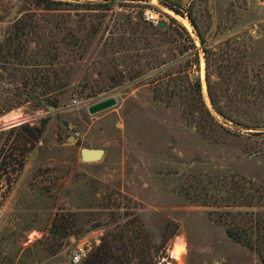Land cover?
Masks as SVG:
<instances>
[{"label": "rangeland", "instance_id": "1", "mask_svg": "<svg viewBox=\"0 0 264 264\" xmlns=\"http://www.w3.org/2000/svg\"><path fill=\"white\" fill-rule=\"evenodd\" d=\"M18 1L0 0V39ZM111 3L118 71L121 52L131 49L129 15L131 23L152 17L154 26L174 19L189 33L191 40L167 28L170 44L158 33L149 41L153 60L173 62L175 95L154 100L147 75V81L111 82L115 64L100 54L101 33L79 57L88 34L83 27L76 50L59 45L57 68L70 84L52 93L56 108L36 106L23 86L16 91L4 76L0 111L20 106L0 116V264H68L80 247L78 264H89L96 253L100 264H129L124 253L135 258L131 264H261L256 252L226 236L214 205L203 203L223 206L230 191L254 195L244 221H253L256 245H263L264 0ZM71 13V27L89 20L85 9ZM141 29L135 36L144 35ZM197 80L200 103L190 99ZM209 94L229 119L213 110ZM111 97L113 108L88 114L89 106ZM203 106L212 119L192 118ZM81 148L104 154L84 163ZM56 219L65 228L52 233ZM258 222L262 230L254 227Z\"/></svg>", "mask_w": 264, "mask_h": 264}, {"label": "trees", "instance_id": "2", "mask_svg": "<svg viewBox=\"0 0 264 264\" xmlns=\"http://www.w3.org/2000/svg\"><path fill=\"white\" fill-rule=\"evenodd\" d=\"M18 2L20 3V9H18L17 13L14 14V18L4 29L0 39V81L6 76L7 82L13 84L16 91H20L19 87L23 86L28 91L27 100H30L36 106L56 108L58 99L52 98V93L56 95L59 90L63 92L70 84L67 79L65 80L60 75L57 68L59 66V45H63L66 50L73 51L86 38L85 45H82L84 46L83 51L79 53V57H83L91 42L99 33H101L98 41L102 47V50H100L101 56L107 60L111 67L112 64L116 65L113 66L116 73L113 77H110L111 82L113 81L114 84L119 85L127 81L134 83L147 81L152 78L153 82L150 80L148 84L151 85L154 100L163 102L174 97L177 85L174 76L171 74L173 62H157L156 58L153 60L150 57L153 54L150 37L158 33L170 44V41H173L174 38H167L169 32L166 29L168 28L172 31L180 29L185 38L191 40L189 33L176 20L171 19L169 25H162L164 26L162 27L161 25L154 26L153 23L145 21L143 18L131 23L130 18L132 17L129 15L127 19L130 27L128 34H131V49H129L128 53V50H125L126 56L121 52V58L124 60V64H122L124 69L122 68L118 71L121 65L119 66V60L115 56H119L120 53L116 51L117 53L113 52L112 54L111 11L113 3L100 0L94 2H80L78 0H19ZM71 8L85 9L90 14L88 16L89 20L86 23H84L85 20L76 21V27H71L69 22H72L71 19L74 17L71 13ZM173 10L177 15L182 16L179 11ZM74 14L77 16L76 11ZM116 16L123 17V14L116 13ZM188 19L195 26L191 16ZM80 27H83L82 29L88 33L84 38L76 34ZM140 27L144 35L137 37L135 35H137L136 32ZM163 30L164 32H162ZM123 32L127 33L126 31ZM121 40L123 39L119 41ZM147 40L148 45L146 44L147 47H144V42ZM201 42L203 43L202 39ZM116 45L118 46V42ZM118 49L123 50L121 48ZM140 55L146 58L150 57V59H143ZM146 75L149 76V79L146 78ZM209 96L213 110L223 118L229 119L227 114L215 105L211 94ZM190 99L197 100L199 103L202 102L198 80L195 81L194 89L190 93ZM17 106H20V104L16 103L4 108L0 111V116L8 109ZM11 114L21 115L22 112L15 111ZM200 114L212 119L210 112L204 106L201 111H193L191 117L196 118ZM224 196H226V202L223 206H217L218 200H215L214 203H209L206 200L203 204L209 207L214 205L217 221L225 226L226 236L233 242L256 252L261 264H264V236L261 237L263 245H256L254 232L252 231L253 221L251 220V223H248V220L244 221L246 216L253 212L254 195H243L241 192L239 194L237 191L234 193L230 191L226 192ZM194 198H196L195 195ZM59 223L60 225H58ZM241 224L245 225L241 226ZM254 227L263 229L259 222ZM59 228L63 229L65 227L61 220L56 219L50 232L55 233ZM124 255L129 264L135 260V258L127 257V253H124ZM101 261L96 253L94 258H90L89 264H100Z\"/></svg>", "mask_w": 264, "mask_h": 264}, {"label": "water", "instance_id": "3", "mask_svg": "<svg viewBox=\"0 0 264 264\" xmlns=\"http://www.w3.org/2000/svg\"><path fill=\"white\" fill-rule=\"evenodd\" d=\"M104 2H115L117 0H103ZM162 26V25H161ZM116 99L111 97L100 102H97L87 108L89 115H95L106 110L113 108L116 105ZM72 139L70 138L69 141ZM104 151L102 149L93 148H81L80 149V159L84 163L98 162L101 160Z\"/></svg>", "mask_w": 264, "mask_h": 264}, {"label": "built area", "instance_id": "4", "mask_svg": "<svg viewBox=\"0 0 264 264\" xmlns=\"http://www.w3.org/2000/svg\"><path fill=\"white\" fill-rule=\"evenodd\" d=\"M146 19H147V21L154 23L152 17L146 16ZM84 253H85V251L83 248H81V247L78 248L76 251L73 252L71 260L69 261L68 264H78L79 261L83 258Z\"/></svg>", "mask_w": 264, "mask_h": 264}, {"label": "bare ground", "instance_id": "5", "mask_svg": "<svg viewBox=\"0 0 264 264\" xmlns=\"http://www.w3.org/2000/svg\"><path fill=\"white\" fill-rule=\"evenodd\" d=\"M19 121H13V122H10L9 123V125H15V124H17ZM4 125V124H3ZM4 126H7V125H4ZM174 256H175V258H178V259H180L181 257H182V254H181V252H180V249H176L175 250V253H174Z\"/></svg>", "mask_w": 264, "mask_h": 264}]
</instances>
